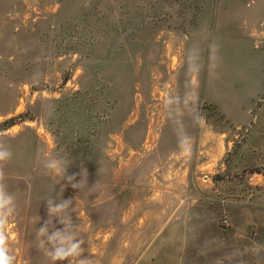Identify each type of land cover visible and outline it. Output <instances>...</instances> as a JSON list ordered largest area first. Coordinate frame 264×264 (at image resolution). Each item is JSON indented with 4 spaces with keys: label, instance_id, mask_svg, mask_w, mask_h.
<instances>
[{
    "label": "rangeland",
    "instance_id": "374dc122",
    "mask_svg": "<svg viewBox=\"0 0 264 264\" xmlns=\"http://www.w3.org/2000/svg\"><path fill=\"white\" fill-rule=\"evenodd\" d=\"M11 118L14 264L61 188L93 264H264V0H0Z\"/></svg>",
    "mask_w": 264,
    "mask_h": 264
},
{
    "label": "clouds",
    "instance_id": "9594fccd",
    "mask_svg": "<svg viewBox=\"0 0 264 264\" xmlns=\"http://www.w3.org/2000/svg\"><path fill=\"white\" fill-rule=\"evenodd\" d=\"M12 158L11 150L3 143H0V163ZM69 163L63 160H48L44 167L46 170L56 171L62 174L64 179L73 188L80 190L81 186L88 185L86 170L81 174L82 179L76 182L75 176H66ZM63 192V188H61ZM60 194L53 198L46 199L48 219L42 227L37 229L36 237L39 246L45 250V254L52 264H93L84 247V240L79 225L75 224L71 213L73 212L72 199H64ZM15 196L7 190L3 183V172L0 170V264H14L15 256L7 245V239L3 232L8 218L15 212ZM58 219L62 228H57L55 221ZM41 220V218H40Z\"/></svg>",
    "mask_w": 264,
    "mask_h": 264
},
{
    "label": "trees",
    "instance_id": "16d2710c",
    "mask_svg": "<svg viewBox=\"0 0 264 264\" xmlns=\"http://www.w3.org/2000/svg\"><path fill=\"white\" fill-rule=\"evenodd\" d=\"M14 124H15V122H14V119L13 118L8 119V120H5V121H3V122L0 123V125H4V126L5 125L12 126Z\"/></svg>",
    "mask_w": 264,
    "mask_h": 264
}]
</instances>
